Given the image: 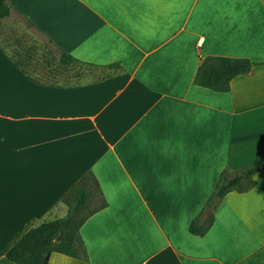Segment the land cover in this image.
Masks as SVG:
<instances>
[{
	"label": "crops",
	"instance_id": "crops-1",
	"mask_svg": "<svg viewBox=\"0 0 264 264\" xmlns=\"http://www.w3.org/2000/svg\"><path fill=\"white\" fill-rule=\"evenodd\" d=\"M10 3L89 68L44 81L0 45V252L28 221L63 216L91 171L107 205L79 229L88 260L47 264H264V168L204 235L188 230L221 169L264 161V65L227 92L193 81L206 55L264 60V0Z\"/></svg>",
	"mask_w": 264,
	"mask_h": 264
},
{
	"label": "trees",
	"instance_id": "trees-1",
	"mask_svg": "<svg viewBox=\"0 0 264 264\" xmlns=\"http://www.w3.org/2000/svg\"><path fill=\"white\" fill-rule=\"evenodd\" d=\"M12 14L10 0H0V20ZM21 17L27 25L34 27L27 17ZM48 41L52 44L50 39ZM2 48L6 51L3 46ZM53 48L52 51L57 54L61 64L70 65L78 61L61 48L56 46ZM6 53L15 66L29 75L22 67V62L14 59L7 51ZM255 64L264 65V60L253 61L248 57L206 55L201 58L193 81L196 85L227 92L230 90V80L236 75L249 72ZM261 168H264V161L234 169L229 167L221 169L210 196L190 221L188 230L194 235H204L212 225L214 212L221 204L224 195L232 190L238 192L249 190L255 184L254 173ZM95 200L97 203L89 207ZM59 202L66 207L63 216L28 221L1 250L0 255H4L15 264H47L50 254L54 251L88 260L79 229L92 213L107 205L94 174L87 171L81 175L60 197ZM207 209L209 212H206Z\"/></svg>",
	"mask_w": 264,
	"mask_h": 264
},
{
	"label": "rangeland",
	"instance_id": "rangeland-1",
	"mask_svg": "<svg viewBox=\"0 0 264 264\" xmlns=\"http://www.w3.org/2000/svg\"><path fill=\"white\" fill-rule=\"evenodd\" d=\"M0 44L22 67L44 81L67 83L79 80L87 72L81 64H61L53 45L18 14L0 20ZM92 202L89 207L95 205ZM209 209L206 210V212Z\"/></svg>",
	"mask_w": 264,
	"mask_h": 264
},
{
	"label": "water",
	"instance_id": "water-1",
	"mask_svg": "<svg viewBox=\"0 0 264 264\" xmlns=\"http://www.w3.org/2000/svg\"><path fill=\"white\" fill-rule=\"evenodd\" d=\"M207 212H209V210Z\"/></svg>",
	"mask_w": 264,
	"mask_h": 264
}]
</instances>
